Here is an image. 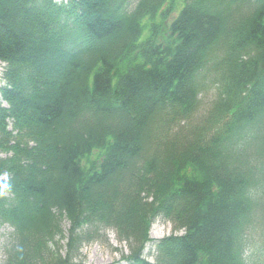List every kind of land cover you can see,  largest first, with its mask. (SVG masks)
Wrapping results in <instances>:
<instances>
[{
    "label": "trees",
    "instance_id": "obj_1",
    "mask_svg": "<svg viewBox=\"0 0 264 264\" xmlns=\"http://www.w3.org/2000/svg\"><path fill=\"white\" fill-rule=\"evenodd\" d=\"M0 61L5 264L106 230L128 264H261L264 0H0Z\"/></svg>",
    "mask_w": 264,
    "mask_h": 264
},
{
    "label": "rangeland",
    "instance_id": "obj_2",
    "mask_svg": "<svg viewBox=\"0 0 264 264\" xmlns=\"http://www.w3.org/2000/svg\"><path fill=\"white\" fill-rule=\"evenodd\" d=\"M3 70V65L0 62V73ZM1 85V81H0ZM213 87V86H212ZM209 86L204 92L205 100L197 108L194 117L189 121L190 124H197L205 116V112L209 107V100L212 99L214 95V87ZM175 129V130H174ZM177 126H172L168 128L165 132V137H171L174 131H177ZM5 154L0 151V157H4ZM10 227L6 225H0V264H5L7 249L10 246ZM172 233L171 222H164L162 220L156 219L149 230V236L153 240H158L164 236ZM263 234L255 232L252 233L251 238L253 244L258 246L263 240ZM63 244V249L65 248V241H61ZM261 264H264V250L260 249L256 251ZM128 253L127 244L119 243L116 237V233L113 230H106L104 236L100 239L92 241L91 243L84 244L81 249V255L83 257L84 264H126L123 261L122 256ZM145 256L148 260L152 261L153 258L148 253V248H145Z\"/></svg>",
    "mask_w": 264,
    "mask_h": 264
}]
</instances>
